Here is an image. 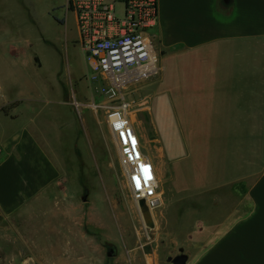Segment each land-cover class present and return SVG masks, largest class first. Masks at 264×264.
Listing matches in <instances>:
<instances>
[{
	"label": "crops",
	"instance_id": "obj_1",
	"mask_svg": "<svg viewBox=\"0 0 264 264\" xmlns=\"http://www.w3.org/2000/svg\"><path fill=\"white\" fill-rule=\"evenodd\" d=\"M157 3L161 58L204 56V99L193 98L204 100V209L190 213L199 227L170 244H182L186 264H264V0ZM14 15L0 6V216L56 221L54 230L45 226L55 234L42 248L53 255L50 264H161L164 257L172 264L173 251L145 244L110 247L108 255L86 230L95 229L96 216L88 215L82 231L86 216L65 209L75 200L60 146L64 89L26 71L39 60L18 48L27 41L11 34Z\"/></svg>",
	"mask_w": 264,
	"mask_h": 264
},
{
	"label": "rangeland",
	"instance_id": "obj_2",
	"mask_svg": "<svg viewBox=\"0 0 264 264\" xmlns=\"http://www.w3.org/2000/svg\"><path fill=\"white\" fill-rule=\"evenodd\" d=\"M65 5L66 0H0L2 8L7 6L15 13L11 34L27 41L18 48L27 47L30 56L39 60L26 71H37L44 84L64 89L65 106L54 111L63 115L60 146L65 187L75 200L66 201V205H80L75 211L65 209L86 216L82 231L89 226L88 215L96 216L95 229L86 230L106 252L110 247L145 244L149 249L168 248L174 258L184 247H173L171 237L177 235L183 243L199 227L190 221V213L204 209V100L193 101L204 99V56L160 57L159 67L165 69L121 94L131 105L144 153L156 163L162 177L160 203L149 207L146 219L132 197L107 121L108 107L117 105L118 99L111 101L102 79L91 77L77 43L74 15H67ZM155 81L165 96L156 94ZM84 188L88 191L86 202ZM47 224L52 230L57 228L56 221L0 216V264H50L53 255L42 252L54 233ZM68 256L64 255L71 258ZM161 264L170 263L164 257Z\"/></svg>",
	"mask_w": 264,
	"mask_h": 264
},
{
	"label": "built area",
	"instance_id": "obj_3",
	"mask_svg": "<svg viewBox=\"0 0 264 264\" xmlns=\"http://www.w3.org/2000/svg\"><path fill=\"white\" fill-rule=\"evenodd\" d=\"M67 9L75 15L77 43L91 77L102 79L111 101L118 99L108 107L107 121L132 197L157 207L156 167L144 153L131 105L121 96L126 88L158 74L157 0H69Z\"/></svg>",
	"mask_w": 264,
	"mask_h": 264
},
{
	"label": "water",
	"instance_id": "obj_4",
	"mask_svg": "<svg viewBox=\"0 0 264 264\" xmlns=\"http://www.w3.org/2000/svg\"><path fill=\"white\" fill-rule=\"evenodd\" d=\"M86 200H87V195L83 198L84 202H86ZM139 207H140L141 211L143 212L145 218L148 219V217H150V209L144 200L139 202ZM113 251L114 250L110 248L108 251V255H111ZM180 252H181L180 255L169 259V261L172 264H186L188 256L186 254H184L183 249H181Z\"/></svg>",
	"mask_w": 264,
	"mask_h": 264
},
{
	"label": "flooded vegetation",
	"instance_id": "obj_5",
	"mask_svg": "<svg viewBox=\"0 0 264 264\" xmlns=\"http://www.w3.org/2000/svg\"><path fill=\"white\" fill-rule=\"evenodd\" d=\"M84 190H85V193H86V195H88V191H87V189H86V188H84Z\"/></svg>",
	"mask_w": 264,
	"mask_h": 264
},
{
	"label": "bare ground",
	"instance_id": "obj_6",
	"mask_svg": "<svg viewBox=\"0 0 264 264\" xmlns=\"http://www.w3.org/2000/svg\"><path fill=\"white\" fill-rule=\"evenodd\" d=\"M159 181V180H158ZM158 184V186H159V183H157Z\"/></svg>",
	"mask_w": 264,
	"mask_h": 264
},
{
	"label": "snow or ice",
	"instance_id": "obj_7",
	"mask_svg": "<svg viewBox=\"0 0 264 264\" xmlns=\"http://www.w3.org/2000/svg\"><path fill=\"white\" fill-rule=\"evenodd\" d=\"M117 127H119V125H117Z\"/></svg>",
	"mask_w": 264,
	"mask_h": 264
}]
</instances>
